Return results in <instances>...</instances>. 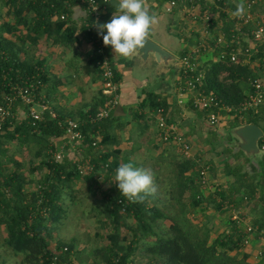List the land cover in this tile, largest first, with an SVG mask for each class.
I'll return each instance as SVG.
<instances>
[{
  "label": "trees",
  "instance_id": "trees-1",
  "mask_svg": "<svg viewBox=\"0 0 264 264\" xmlns=\"http://www.w3.org/2000/svg\"><path fill=\"white\" fill-rule=\"evenodd\" d=\"M76 1L78 0H0V9L4 8V16L8 18L0 24V106L7 107L5 96H14L12 85L39 81L40 86L35 91L39 95L42 85L48 83L44 62L28 56L20 57V52L27 51L26 43L35 45L43 37L52 39L53 45L68 46L74 43L77 40L74 36L77 29L71 18V7ZM99 1L104 6L101 18L106 22L116 11L113 0L105 3ZM230 7L232 8L231 4ZM63 14L65 19H60ZM225 17L222 13L221 18ZM230 23L224 24L226 31L233 26ZM81 30L87 35L83 25ZM87 37L90 40L88 35ZM215 50L219 51L220 48ZM228 50L229 48L225 49L226 52ZM263 50L264 45L261 48L262 52ZM185 53L186 49L181 55ZM91 58L95 68L99 69L94 50ZM88 65H91L90 59ZM257 75L255 69L248 64L233 63L227 59L216 60L209 64L204 87L207 92L214 93L223 102L235 105L243 100L250 89V81L257 78ZM119 78L120 74L115 72V79L118 81ZM38 95L35 100L39 99ZM148 97L150 99H147L152 101V107L159 105L165 108V103L157 100V96L150 93ZM145 102L147 100L141 103ZM102 103V100H95L84 107H88L86 111L83 109V113L79 114V129L84 138L83 147L86 149L84 152L88 153L83 159L93 165V171L81 174L70 160H54L52 154L56 150L53 138L64 136L66 121L71 118L68 119L61 112L56 113V110L50 107L55 112L54 118H51L46 110L41 119H34L30 116V109L35 103L26 105L20 98L13 100V108L9 110L0 126V148L13 140L24 145L34 143L37 145L35 154H43L44 159L41 165L32 164L31 171L43 167L46 169L42 178L37 181L35 189L28 191L25 185L29 181L21 172L20 163L10 158L11 166L8 167L7 162L0 156V226L6 231L5 244L14 255H21V263L51 264L55 260V264H75L72 242L56 241L53 247L50 241L55 224L67 213L61 201L65 189H71L72 185L82 178L88 182L89 192L101 195L104 219H100L99 224L110 229L107 235L108 243L98 250L101 261L94 264H135L137 243L141 238L149 236H155L149 248L151 264H249L246 261V253L241 251L244 246L242 241L247 236L244 224L230 220L228 230H224L208 243V227L205 225V230L200 232L189 217L196 208L204 211L209 204L219 211L229 199L226 191L220 188H215L210 194H204L198 173L200 168L196 169L193 160L182 159L173 162L171 180L167 185L172 188L169 198L178 203V209L172 215L164 212L157 203H149L152 195L138 203L130 202L121 195L115 181V171L119 166L117 150L112 149L104 153L98 151L96 154L101 145L112 144L115 140H111L114 136L108 129L111 125L110 116L97 122L92 121ZM17 109L23 111L26 117H16ZM245 117L247 119L235 121L231 126L254 123L264 131L263 108H260L258 114L250 113ZM94 141H97L96 145H92ZM3 152L2 150L1 153ZM105 163L108 167L102 180L96 179L94 170L103 167ZM204 163L208 165L209 170V164L206 161ZM102 183H105L106 187ZM258 183L261 189L259 200L264 202V157L260 163L258 180L245 188L248 198L254 197ZM185 194L187 199L184 198ZM241 216L243 217L242 211ZM127 219L133 220L134 226L129 225ZM164 219L171 221L167 230H156L155 226L157 228ZM256 223L262 226L264 219L261 218ZM121 227L131 233V239L127 243L121 242Z\"/></svg>",
  "mask_w": 264,
  "mask_h": 264
},
{
  "label": "crops",
  "instance_id": "crops-1",
  "mask_svg": "<svg viewBox=\"0 0 264 264\" xmlns=\"http://www.w3.org/2000/svg\"><path fill=\"white\" fill-rule=\"evenodd\" d=\"M161 1L145 0L146 6L158 20V23L150 29L148 37L174 55L176 52L181 54L185 49L186 53L189 52L196 45L200 44V38L202 36H200L199 30L207 28V25L202 23L201 27H199L197 24V20L199 19L192 18L196 20L194 22L191 19L192 15H190L191 17L189 16L190 13H180L179 11L172 13L161 12L159 8ZM232 1L235 3L241 2V0ZM245 1L243 0V3ZM223 6V9L219 12L215 9L218 12V16L221 13L225 14L227 8L231 9L228 1ZM257 9L259 12H263L261 11V7L258 6ZM71 10V18L77 29L74 32L77 40L70 45L75 46L79 53L75 55L69 52L64 54L53 53L52 55H54L53 58L55 60L52 57L49 59L46 56H39L40 58L36 56L35 58L43 61L47 68L48 83L43 84L41 87V90L46 87L47 94L45 96L48 98L47 105L53 107L56 113L61 112L68 119L71 118L78 121L79 114L83 113V109L86 111L88 108L84 107L95 100H102L103 102L104 95L102 94V80L99 69L95 68L91 58L93 50L91 40L81 30L82 23L86 17L84 5L76 1V4L72 5ZM217 23L216 21H211L208 28L213 29ZM224 24L222 26L219 25V29H215L214 37L219 35L220 31L223 30ZM57 47L63 48L65 46L60 45ZM59 48L51 47L55 52ZM217 48H220V50L214 51L211 49L213 53H208L210 50H206L203 55L201 54L202 56L200 55L202 60L206 62L210 61V63L213 60H224L220 59V55L225 50V45L221 44ZM110 58L113 62L115 72L120 74L118 80L120 82L119 102L110 111L109 121L111 125L108 126L110 133L114 136L111 140H115L112 144L101 145L96 151V154L98 151L104 153L116 149L118 155H120L118 158L119 165L124 162H131L134 167L137 166V163L143 167L146 162L151 161H153L152 167L163 168L165 164L172 167L173 162L184 159L178 149L179 147L169 143H163L160 140L155 115L159 105L152 107V101L147 99L151 93L158 97L157 100L165 103L166 106L163 108L166 110L165 113H167L168 121L173 123L176 126V131L182 133L190 142L191 157L188 159L197 162V168L201 167L205 161L209 164L207 184L202 187V189L205 188L203 190L204 194H210L215 188H220L224 189L229 195L228 201L219 211L213 208L205 212V210L201 211L199 208H196L194 212L189 214L192 222L202 226V222L206 220V217L213 215L214 223L210 225V228H219L218 232L221 230L227 231L231 210L237 208L243 213L245 223L242 224L259 225L256 222L261 218L264 219V202L259 200L261 193L259 187L260 182L255 186L256 193L253 198H250V196L248 198L245 188L246 186H251V184H254L258 180L260 165L255 163V155L246 154L234 142L230 144V140L225 141L223 138L227 135L226 129H232L233 127L242 125L231 126L235 121L239 122L242 119L234 118L227 113H223L218 125L211 127L206 122V113L194 108L190 96L185 95L183 97V103H178L176 86L180 81H176L178 78L177 70H170L162 63L156 62L151 56L147 61L142 62L138 55H132L126 58L119 54H114L112 51ZM89 59L91 60L90 66L88 65ZM258 60L259 58L257 57L256 61H251L248 65L254 68L258 74L257 77H260L262 76V71L259 65L260 60ZM210 63L208 62V64ZM150 69H153V71L151 72ZM65 83L69 84V89ZM61 91H65V94ZM61 97L65 99H69L70 97L71 101H61ZM146 100L147 102L144 104L141 103ZM243 119H247V117ZM220 125L223 127V133L218 132L220 135L211 131L215 130V128L218 129ZM262 125L264 126V123ZM224 131L226 135H224ZM65 139L63 136L55 139V141L64 140L65 150L70 149L74 152H82L83 155L88 154L84 152V150L86 151L85 147L77 144L73 145L66 142ZM223 140L226 146H234L235 149L229 153L214 157L215 161H213L209 148L213 145L214 141ZM224 149L219 148L218 150L221 153H225ZM263 157L262 154L261 158L263 159ZM141 158H144V161L141 162L142 164L140 163ZM159 160L161 162L157 165L156 163ZM215 168H217V171H214ZM171 169H168L169 176L172 173ZM218 172L220 174H217ZM189 173L190 171L187 172V174ZM212 173L216 174L217 177H214ZM197 212L201 214V217ZM261 234L254 233L250 235V245L246 246L243 251L247 255L246 261L250 264H252V258L255 259L254 255H258V253L264 254V233L263 235Z\"/></svg>",
  "mask_w": 264,
  "mask_h": 264
},
{
  "label": "built area",
  "instance_id": "built-area-1",
  "mask_svg": "<svg viewBox=\"0 0 264 264\" xmlns=\"http://www.w3.org/2000/svg\"><path fill=\"white\" fill-rule=\"evenodd\" d=\"M80 4L84 5L86 17L82 25L85 27L87 35L90 37L92 49L97 56V66L102 80V94L104 100L102 106L98 109L92 117V121L97 122L110 116V111L114 109L119 102V87L120 82L115 79V68L113 62L106 51L103 44L102 35H98L95 27V22L104 24L101 18L102 6L99 0H78ZM111 0H102L103 3ZM228 0H162L160 2V11L165 13H172L179 11L180 13H190L191 19H199L204 25L211 24V21H216L215 15L212 14V9H217L218 12L223 9V5ZM257 0H249L245 6V14L243 17L238 18L237 23H234L235 34L231 35L229 40H226L225 33H220L216 38V45L224 44L225 48H229L221 52L220 59H227L233 63L249 64L250 57H258L259 65L262 71V76L250 81V89L246 92L245 97L239 104L231 105L223 102L218 96L212 92L205 90V72L200 70L197 63L194 61L195 56L198 57L199 50L205 49L203 38L200 39V44L194 50L187 52L179 57L180 68L178 78L176 81L180 83L176 86L178 103H183L185 95L190 96L192 105L198 110L204 111L206 122L209 126L214 127L219 123L220 117L223 113H227L234 118L243 119L250 113L258 114L260 108L264 109V50L261 51L264 45V13L254 9ZM209 15V16H208ZM65 15H60V19H65ZM193 19V20H194ZM217 22V21H216ZM220 22V21H219ZM218 22V23H219ZM252 23L253 28H248L247 24ZM220 26L223 23L219 24ZM206 33V31H205ZM105 34V33H104ZM245 43V44H243ZM243 44V45H242ZM262 52V54H260ZM40 86V82H24L22 85H12L11 89L14 91V96H5L7 100V107L0 106V126L4 121L5 116L9 114L13 100L20 98L21 101L26 103L37 104L33 97V91ZM25 104V103H24ZM42 109H30V116L34 119H41L44 112L48 110L51 118L55 117V112L46 105ZM156 124L158 128L159 138L163 143H169L173 146L179 147L182 156L186 159L191 157V144L182 133L176 131V126L168 121L167 113H164L162 107L156 109ZM79 122L77 120H67L64 137L68 143L77 144L83 147L84 138L79 129ZM99 141V139L97 140ZM97 141L92 142L96 145ZM258 146L264 156V135L259 139ZM56 151V150H55ZM53 154L54 160H61L64 156L61 151H56ZM82 164H77V169L81 174H86L92 170V164L80 156ZM108 164L105 163L103 167L95 169V175L98 179L104 176ZM199 178L203 185L207 184V171L208 165L205 163L199 167ZM104 169V170H103ZM230 220L237 223H245L244 218L241 216V211L232 209ZM247 236L242 241L244 246L250 243V235L264 233V224L251 225L244 224ZM55 264V260L51 262Z\"/></svg>",
  "mask_w": 264,
  "mask_h": 264
},
{
  "label": "rangeland",
  "instance_id": "rangeland-1",
  "mask_svg": "<svg viewBox=\"0 0 264 264\" xmlns=\"http://www.w3.org/2000/svg\"><path fill=\"white\" fill-rule=\"evenodd\" d=\"M248 1L249 0H246L244 2L245 6H246V3ZM112 2L114 4L115 10H116L114 13H116L117 12V5L119 4V1L113 0ZM228 2L232 5V8L231 9L227 8V12L225 13V15H226L225 18H221L222 13L220 14V16H218V12H216L214 9L211 10L212 14L216 15L215 16L216 21L217 22L220 21L219 24L225 23V25H227L226 23H228V22L233 23V26L228 28L227 31L224 28L222 31H220V33H225L226 40H229L231 38V35L235 34V32L233 30V28L235 27L234 23H237V21H238V18L233 17V15H232V13L235 11V8H236V5L238 4V2L235 3L232 0H228ZM258 6L261 7V11H263L262 13H264V0H257V3L254 5V9H257ZM112 15L110 17H112ZM7 19L8 18L6 16H4V8L0 9V24L3 21H7ZM195 21L196 20H194V22ZM197 21H198V23H197L198 26L201 27V24L203 22L201 20H197ZM219 24L217 23L213 29L212 28H205V29L199 30L200 36H202V38L205 40V43H204L205 49L199 50V55H198V57L195 56L194 61L197 63V66L200 68V70L205 72V74L209 70V64H208V61L207 62L203 61L201 56L205 53L206 50H210L208 53H213L211 51V49H213L215 51V49L217 48L218 45H216V38L219 35H217L215 37H214V35H215V29H219ZM247 27L253 28L254 25L252 23H248ZM205 31H206V33H205ZM191 34L194 35L193 32H191ZM51 41L52 40L43 37L35 45H33V43H26L27 51L24 50L23 52H20V57L24 58V56H28L29 58H35L36 56H38V57L39 56H44V57L46 56L49 59H51V57H52V59L55 60V58H53L54 55H52L53 53L64 54L66 52H69L72 55L79 53V52H77L78 49L75 48V46H73V45H68L67 48H66V46L63 48H59L57 46H60V45H53L51 43ZM72 46H73V48L71 49ZM197 46L198 45H196L191 50H194L195 48H197ZM51 47H56L59 49L55 52L53 49H51ZM68 48H70V49H68ZM106 51L111 56V52L113 50L110 48V46L106 47ZM180 56H181V54H179L177 52L175 53V57L177 59H179ZM251 61H256V57H252V58L250 57V62ZM178 64H179V60H178ZM150 70H151V72L153 71V69H150ZM151 75H153V74H151ZM65 84H67V83H65ZM67 85H68V87H67ZM67 85H66V87L69 89V84H67ZM35 91H33V93H32L34 98L36 97V95H38L35 93ZM62 93L65 94V91H63ZM45 94H47L46 93V87H45V89L42 88V90L39 92V95H38L39 99L34 100L37 102V104L35 106H32V110L36 111V110L42 109L43 106H41V105H46L48 107L47 102H46V101H48V98L45 96ZM57 94L60 96L59 93H57ZM64 100L66 102L71 101L70 97H69V99L62 98L61 101H64ZM24 103L26 105L29 104L26 102H24ZM12 108L13 107H11L10 109H12ZM15 116L24 118V117H26V114H24L23 111H18V109H17L15 112ZM217 125H215V126H217ZM222 130H223V127H222V125H220L218 129L215 128V130H211V131L214 133H217V135H220L218 132L223 133ZM226 131H227V135H226V132L224 131V135H226L225 137H223L224 140L225 141L230 140V144L231 143L233 144L234 138L231 135L230 129H226ZM53 139H57V138H53ZM61 139H63V138H61ZM224 140L223 141H214L213 145L211 147L209 146L210 147L209 148L210 149V156L212 157L213 161H215L214 157H216V156H220L221 154L229 153V152H231V150L234 151L235 147L234 146L228 147V145L226 146ZM65 141L67 142V139H65ZM54 142H55L56 151L57 152L61 151L62 155L64 156L63 158H67L68 160H70L75 165H77V164L81 165L82 164V161L80 158V156L84 157L82 152H79V151L74 152L70 149L65 150L66 146H64V144H65L64 140H57ZM59 144H60V146H59ZM204 145H207V144H204ZM36 147H37V145L34 143L29 144V145H24V144H19V142L17 140H13L10 142H6L0 148V156H1V158H3L7 162L8 167L11 166V163H9L10 158H13L20 163V170L22 173L25 174L26 179L29 181L25 185V189L28 191H32L35 189L37 181L40 178H42L44 171L46 170L43 167L40 170L31 171L32 164H34L35 166L41 165V162L44 159L43 154L42 155H36L35 154ZM219 148H222V149L225 148L224 149L225 153H223V152L221 153V151L218 150ZM2 150L4 151L3 153H1ZM56 151H53V153ZM259 154H261V153H259ZM259 154L255 155L256 158H254V161L257 165H260L261 161L263 160L261 158L262 154L261 155H259ZM119 157H120V155H119ZM184 159H186V158H184ZM86 161H88V160H86ZM127 161H128V159H127ZM142 161H144V158H141L140 163ZM152 162L153 161L146 162L143 166L146 168H151L153 170V172L155 173V183H156L157 190L152 195V200H149V203H154V202L157 203L159 205V207H161V209L164 212H166L169 215H172V213H175V210L178 209V203L175 202L174 200L172 202V200H171L172 198H169V192L172 191L171 190L172 188L167 185V182L169 180H171V176H169V174H168V169H171L172 167H170L166 164L163 166V168L152 167V165H153ZM160 162H161V160H159L158 163H156V164L159 165ZM124 163H127V162H124ZM136 167H142V166H140L139 163H137ZM195 167L197 169V162H195ZM155 168H157V169H155ZM214 171H217V168H215ZM217 174H220V173L218 172ZM213 176L217 177L216 174H213ZM207 177H208V175H207ZM96 179H97V177H96ZM104 184L102 183V185L104 187H106V185H104ZM203 186H205V185L202 184V187ZM184 198L187 199V194H185ZM61 201L63 202L64 208L66 209L67 213H66L64 218H62L58 223L55 224V229H54L53 234H52V238H51L52 240L50 241V245L54 247L56 241L57 242L62 241L63 243L72 242V244H73V250L72 251H73V256H74L73 262L75 264H94V262H96V261H101L100 253L98 250L101 247H103L105 244L108 243L107 235L110 233V229H108L106 227L103 228L99 224V220L104 219L103 218L104 215L102 213L103 200L101 198V195L93 194V193L89 192L88 191V182L81 178V179L77 180L72 185L71 189H65ZM209 209L210 210L213 209L212 204L207 205L205 212ZM197 213H199V212H197ZM214 215H216V214H214ZM199 216L201 217L200 213H199ZM213 221H214L213 215L212 216L208 215V217H206V220L202 222V226L195 224L200 229V232L205 230V225L207 227H209L207 230L208 237H209L208 243H210L218 235H221L223 233V230L218 232L219 228H216V229L210 228V225L214 223ZM170 222L171 221L169 219H164L159 224V226L157 228L155 226V229L166 231ZM127 223L129 225H132V226H134V224H135V222L131 219H127ZM121 236H123L121 242L127 243L131 239V233L125 227H121ZM154 240H155V236H149L148 238H141V240L137 243L138 248L136 250V256L134 258L135 264H151L150 258H149V255H150V249L149 248L152 246ZM5 242H6V231L3 228V226H0V264H22L20 261L21 255H19V256L14 255L12 250L9 247H7ZM250 242H251V240H250ZM248 245H250V243ZM248 245H246V246H248ZM246 246L242 247V249H241L242 252L245 250ZM218 248L220 249V247H218ZM56 251H59V250H56ZM230 254H232V253H230ZM254 257H255V259L252 258V261H251L252 264L264 262V254L258 253V255H254Z\"/></svg>",
  "mask_w": 264,
  "mask_h": 264
},
{
  "label": "clouds",
  "instance_id": "clouds-1",
  "mask_svg": "<svg viewBox=\"0 0 264 264\" xmlns=\"http://www.w3.org/2000/svg\"><path fill=\"white\" fill-rule=\"evenodd\" d=\"M244 14L245 5L241 0L232 15L241 18ZM157 23V17L150 12L145 0H119L110 22L94 24L98 35H102L103 44L110 45L114 54L127 58L145 47L146 37ZM115 181L121 195L133 203L143 202L157 190L153 170L134 167L131 162L118 166Z\"/></svg>",
  "mask_w": 264,
  "mask_h": 264
},
{
  "label": "water",
  "instance_id": "water-1",
  "mask_svg": "<svg viewBox=\"0 0 264 264\" xmlns=\"http://www.w3.org/2000/svg\"><path fill=\"white\" fill-rule=\"evenodd\" d=\"M110 20L111 17L105 23L110 22ZM104 33L106 34V30L104 31ZM110 48L112 49L111 46ZM132 55H138L139 59L142 62L147 61L148 58L151 56L156 62L162 63L165 67H168L170 70H177L179 72V59H177L175 55L172 54L169 50L162 47L160 44H158L156 41L149 38L148 36L146 37L145 47L133 53ZM230 132L234 138V144H236V146H238L246 154L257 155L261 153L258 146V141L264 135V131L257 124L245 123L233 127L232 129H230Z\"/></svg>",
  "mask_w": 264,
  "mask_h": 264
}]
</instances>
